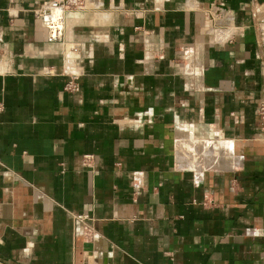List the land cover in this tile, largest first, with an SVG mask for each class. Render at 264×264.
<instances>
[{
    "label": "crops",
    "instance_id": "1",
    "mask_svg": "<svg viewBox=\"0 0 264 264\" xmlns=\"http://www.w3.org/2000/svg\"><path fill=\"white\" fill-rule=\"evenodd\" d=\"M45 1L0 0V264H264V0H84L63 43Z\"/></svg>",
    "mask_w": 264,
    "mask_h": 264
},
{
    "label": "built area",
    "instance_id": "2",
    "mask_svg": "<svg viewBox=\"0 0 264 264\" xmlns=\"http://www.w3.org/2000/svg\"><path fill=\"white\" fill-rule=\"evenodd\" d=\"M83 8L84 0H46L39 9L35 10V16L47 30L50 41L63 43L66 14L82 10ZM65 89L74 92L77 90V85L74 82H70ZM3 111L4 104L0 102V115ZM257 114L264 128V104L259 107Z\"/></svg>",
    "mask_w": 264,
    "mask_h": 264
},
{
    "label": "water",
    "instance_id": "3",
    "mask_svg": "<svg viewBox=\"0 0 264 264\" xmlns=\"http://www.w3.org/2000/svg\"><path fill=\"white\" fill-rule=\"evenodd\" d=\"M86 247H87V248H91V246H90V245H87Z\"/></svg>",
    "mask_w": 264,
    "mask_h": 264
}]
</instances>
